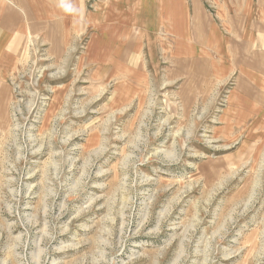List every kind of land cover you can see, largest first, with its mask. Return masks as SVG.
I'll return each mask as SVG.
<instances>
[{"label":"rangeland","instance_id":"rangeland-1","mask_svg":"<svg viewBox=\"0 0 264 264\" xmlns=\"http://www.w3.org/2000/svg\"><path fill=\"white\" fill-rule=\"evenodd\" d=\"M86 25L27 48L0 102V264H264V122L231 124L159 42L135 69L86 57Z\"/></svg>","mask_w":264,"mask_h":264},{"label":"crops","instance_id":"crops-1","mask_svg":"<svg viewBox=\"0 0 264 264\" xmlns=\"http://www.w3.org/2000/svg\"><path fill=\"white\" fill-rule=\"evenodd\" d=\"M92 15L100 18L97 27ZM82 22L90 33L86 57L97 49L100 62L127 55L135 69L134 58L148 64L146 55L159 42L171 48L170 65L210 82L217 97L227 95L224 117L233 118L231 124L264 122V0H0V102L9 100L11 77L27 48L68 54ZM136 26L148 40L129 45L125 31Z\"/></svg>","mask_w":264,"mask_h":264},{"label":"bare ground","instance_id":"bare-ground-1","mask_svg":"<svg viewBox=\"0 0 264 264\" xmlns=\"http://www.w3.org/2000/svg\"><path fill=\"white\" fill-rule=\"evenodd\" d=\"M17 107V106H16ZM19 110V109H18Z\"/></svg>","mask_w":264,"mask_h":264}]
</instances>
